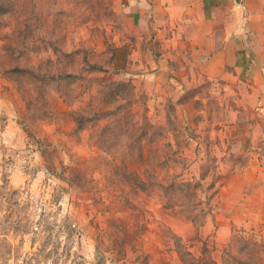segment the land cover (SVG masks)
Returning a JSON list of instances; mask_svg holds the SVG:
<instances>
[{"label":"rangeland","instance_id":"374dc122","mask_svg":"<svg viewBox=\"0 0 264 264\" xmlns=\"http://www.w3.org/2000/svg\"><path fill=\"white\" fill-rule=\"evenodd\" d=\"M0 264H264V0H0Z\"/></svg>","mask_w":264,"mask_h":264}]
</instances>
